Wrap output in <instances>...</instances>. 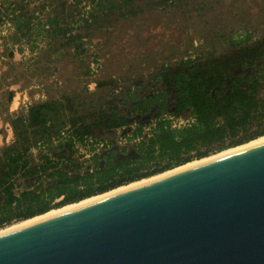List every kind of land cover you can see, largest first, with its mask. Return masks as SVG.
I'll list each match as a JSON object with an SVG mask.
<instances>
[{
	"label": "rangeland",
	"instance_id": "374dc122",
	"mask_svg": "<svg viewBox=\"0 0 264 264\" xmlns=\"http://www.w3.org/2000/svg\"><path fill=\"white\" fill-rule=\"evenodd\" d=\"M50 19L55 30L49 25ZM0 21V26L4 25L0 33V157L6 147L20 149L27 139L28 157L56 158L67 155L66 151L57 150L53 143L34 146L39 135L23 133L18 124L15 127L14 119L25 117L28 104H56L58 113L50 124L54 131L64 129L70 117L93 122L107 101H115L124 114L128 90L148 95L161 89L153 77L163 65L175 66L187 59L203 64L264 40V0H134L129 4L122 0H0ZM242 34H250V42L232 48L229 39ZM16 94L20 99L25 96L27 107L9 111L8 98ZM20 99L17 95L14 106ZM152 117L147 114L138 120L148 127ZM93 133L100 153L104 152L101 146L108 145L116 160L134 158L132 148L121 138L122 131L100 129ZM263 138L48 213L150 181ZM121 147L127 150L123 153ZM81 149V172L88 173L93 164L87 149ZM29 220L6 225L0 233Z\"/></svg>",
	"mask_w": 264,
	"mask_h": 264
},
{
	"label": "trees",
	"instance_id": "16d2710c",
	"mask_svg": "<svg viewBox=\"0 0 264 264\" xmlns=\"http://www.w3.org/2000/svg\"><path fill=\"white\" fill-rule=\"evenodd\" d=\"M53 22L50 19L49 25L55 30ZM250 40V34H242L231 37L229 44L238 49ZM154 80L161 83L158 91L125 93L124 114L115 101H107L93 122L70 117L64 129L54 131L50 124L58 111L50 101L31 104L25 117L15 118V127L18 124L23 133L39 135L34 146L53 143L67 155L33 159L28 157L27 139L20 149L3 150L0 228L264 136V40L203 64L190 59L175 66L165 64ZM147 114L153 115L148 127L138 120ZM100 129L122 131L134 158L116 160L108 145H102L100 153L93 133ZM83 147L93 164L88 173L81 172ZM126 150L121 147L123 153Z\"/></svg>",
	"mask_w": 264,
	"mask_h": 264
},
{
	"label": "water",
	"instance_id": "95a60500",
	"mask_svg": "<svg viewBox=\"0 0 264 264\" xmlns=\"http://www.w3.org/2000/svg\"><path fill=\"white\" fill-rule=\"evenodd\" d=\"M0 264H264V143L2 235Z\"/></svg>",
	"mask_w": 264,
	"mask_h": 264
},
{
	"label": "bare ground",
	"instance_id": "6f19581e",
	"mask_svg": "<svg viewBox=\"0 0 264 264\" xmlns=\"http://www.w3.org/2000/svg\"><path fill=\"white\" fill-rule=\"evenodd\" d=\"M262 143H264V138H263L262 140L255 141V142L250 143V144H248V145H246V146H244V147L237 148V149L232 150V151H229V152H227V153H228V154L230 153L229 155H231L232 152H235V153H237V152H241V151L247 150V149H249V148H251V147H254V146H256V145L262 144ZM236 151H237V152H236ZM227 153H224V154H220V155L215 156V157H219V158H216V159H214L215 157L211 158L212 160H211V159H208L209 161L206 159V160H202V161L197 162V163H192V164L190 163V165H186V166H184V167H182V168H179V169H177V170H174V171H172V172H170V173L164 174L163 176H160V177H157V178L151 179L150 181H147V182H144V183H140V184H137V185H134V186H130V187H127V188L122 189V190H120V191H117V192H114V193H111V194L109 193V194H107V195L100 196V197L95 198V199H90V200L85 201V202H82V203H80V204H78V205H75V206H72V207L70 206V207H68V208H66V209H63V210H60V211H57V212H52V213H48V214H45V215L40 216V217L33 218V219L29 220V221L24 222V223H23L22 225H20L19 227H16V228H14V229H12V230H10V231H5V232H3V233H0V236L5 235V234H8V233L13 232V231H16V230L21 229V228H23V227L29 226V225H31V224L38 223V222H41V221H44V220H47V219H50V218H53V217H56V216L62 215V214H64V213H67V212L72 211V210H74V209H77V208H79V207H82V206H84V205H86V204H89V203H92V202H95V201L101 200V199L106 198V197H108V196H111V195H113V194H117V193H121V192H124V191H127V190H131V189H134V188H136V187L143 186V185H146V184H149V183H152V182L158 181V180H160V179L166 178V177H168V176H170V175H172V174H174V173H178V172H181V171H184V170H187V169H190V168H193V167H196V166H199V165H202V164H205V163H208V162H211V161H214V160H217V159L223 158V157H225V154H227ZM232 154H234V153H232ZM226 156H228V155H226Z\"/></svg>",
	"mask_w": 264,
	"mask_h": 264
},
{
	"label": "crops",
	"instance_id": "0c3cea01",
	"mask_svg": "<svg viewBox=\"0 0 264 264\" xmlns=\"http://www.w3.org/2000/svg\"><path fill=\"white\" fill-rule=\"evenodd\" d=\"M17 95H18V99H20L19 97V94H16V96L14 97H11V101H10V105L6 108H9L8 110L9 111H15L17 108H20L19 106H23L25 103H24V99H25V96L22 97V99H20L18 102H17V106H14V102L17 98ZM24 107H27L26 105H24Z\"/></svg>",
	"mask_w": 264,
	"mask_h": 264
},
{
	"label": "built area",
	"instance_id": "2783aa9c",
	"mask_svg": "<svg viewBox=\"0 0 264 264\" xmlns=\"http://www.w3.org/2000/svg\"><path fill=\"white\" fill-rule=\"evenodd\" d=\"M0 23H1V21H0ZM2 27H4V25L0 26V33H1V34L3 33V31L1 30ZM3 35H4V34H3ZM29 105H30V104H28V106H29Z\"/></svg>",
	"mask_w": 264,
	"mask_h": 264
}]
</instances>
